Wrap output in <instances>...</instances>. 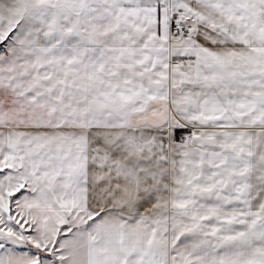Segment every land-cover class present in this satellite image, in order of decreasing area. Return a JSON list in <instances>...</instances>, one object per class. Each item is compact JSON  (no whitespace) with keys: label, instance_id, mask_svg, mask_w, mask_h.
I'll use <instances>...</instances> for the list:
<instances>
[{"label":"snow or ice","instance_id":"obj_1","mask_svg":"<svg viewBox=\"0 0 264 264\" xmlns=\"http://www.w3.org/2000/svg\"><path fill=\"white\" fill-rule=\"evenodd\" d=\"M0 264H264V0H0Z\"/></svg>","mask_w":264,"mask_h":264}]
</instances>
